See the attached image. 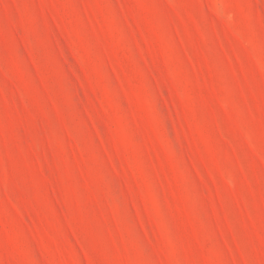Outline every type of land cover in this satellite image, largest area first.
I'll use <instances>...</instances> for the list:
<instances>
[{
  "label": "rangeland",
  "instance_id": "obj_1",
  "mask_svg": "<svg viewBox=\"0 0 264 264\" xmlns=\"http://www.w3.org/2000/svg\"><path fill=\"white\" fill-rule=\"evenodd\" d=\"M0 264H264V0H0Z\"/></svg>",
  "mask_w": 264,
  "mask_h": 264
}]
</instances>
